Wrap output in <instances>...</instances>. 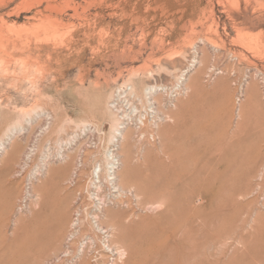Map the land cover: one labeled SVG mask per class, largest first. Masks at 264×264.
I'll list each match as a JSON object with an SVG mask.
<instances>
[{"label": "rangeland", "instance_id": "obj_1", "mask_svg": "<svg viewBox=\"0 0 264 264\" xmlns=\"http://www.w3.org/2000/svg\"><path fill=\"white\" fill-rule=\"evenodd\" d=\"M66 1L0 0V264H264V0ZM92 180L116 251L89 224Z\"/></svg>", "mask_w": 264, "mask_h": 264}, {"label": "bare ground", "instance_id": "obj_2", "mask_svg": "<svg viewBox=\"0 0 264 264\" xmlns=\"http://www.w3.org/2000/svg\"><path fill=\"white\" fill-rule=\"evenodd\" d=\"M65 2H68L66 0H64ZM64 3V2H63ZM66 4V3H65ZM69 5V4H68ZM67 5V6H68ZM71 5V8L74 9V12H75V9L73 6V4H70ZM69 5V7H70ZM77 7V6H76ZM47 8V6H46ZM48 8H50L48 6ZM167 10V9H166ZM73 12V13H74ZM30 27V26H29ZM33 27V25H32ZM31 27V28H32ZM39 27V26H38ZM37 27V28H38ZM37 28L33 27L32 30L33 32H30L32 33L33 36H35L36 34V31H37ZM28 30V29H27ZM31 29H29L28 31H30ZM35 32V33H34ZM28 33V34H30ZM41 33V32H40ZM40 33H37L39 35V37L41 38V35ZM27 35V34H26ZM37 35V36H38ZM31 36V34L29 35ZM35 36V37H37ZM25 37V35H24ZM38 37V39H39ZM26 38V37H25ZM28 39V38H27ZM37 40V39H36ZM25 41V40H24ZM28 43L30 42V39L29 40H26ZM39 41V40H38ZM41 41V39H40ZM39 41V42H40ZM25 43V42H24ZM26 44V43H25ZM40 45V44H39ZM38 46V45H37ZM39 47V46H38ZM29 53L26 55L28 56ZM30 56V55H29ZM28 56V57H29ZM38 57V56H37ZM30 58V57H29ZM27 59V58H26ZM36 59V58H35ZM24 62H25V59H22ZM38 61V59H36ZM27 61V60H26ZM30 61V60H29ZM36 61V62H37ZM23 62V63H24ZM28 62V61H27ZM32 63H33V60H32ZM31 63V65H32ZM26 64V63H25ZM25 64H23L25 66ZM30 64V62H29ZM27 64V66H31ZM26 67V66H25ZM31 68V67H29ZM25 70V69H24ZM186 71V70H184ZM184 71L181 72L180 74V77L179 79H181V77H183L184 75ZM28 72H30V70H27L26 74H28ZM196 77H197V73H196V76L195 77H192V81H191V85L194 86L196 85ZM151 89L148 90V93H151L150 91ZM249 95H253L254 94V89H253V86L250 85L249 86ZM153 98L155 97L154 95L152 96ZM252 98V97H251ZM118 100V99H117ZM155 101V100H154ZM153 103V102H152ZM118 105V104H117ZM110 106V105H109ZM115 106V105H114ZM111 107V106H110ZM116 110L119 109V107L117 108L115 106ZM113 108V110L115 109ZM122 108V107H121ZM120 108V109H121ZM112 109V108H111ZM114 110V111H116ZM112 111V110H111ZM118 111V110H117ZM116 111V112H117ZM120 111V110H119ZM123 111V110H121ZM111 116L113 117V120L111 122V128H110V133H109V136H108V142L110 141L111 143V146L112 147H119L121 148V152L119 153L120 155V160L119 158H117L119 155L116 154L115 152L113 153V149H108L106 152H105V156H106V165H105V170H106V179H107V183L109 185V189H111L113 193V196L114 197H117L119 196L120 194H122L124 191H125V188H124V182H126L127 180V172L130 168V141H131V133H130V130L134 131V127L133 126H130L129 124V121L128 119H130L128 113H125L122 112V114H117L115 112H111ZM142 116V115H141ZM119 119V120H118ZM132 119V118H131ZM141 119V118H140ZM121 120V121H120ZM142 123H143V120H140ZM161 122V121H160ZM159 123V122H158ZM160 124V123H159ZM158 125V124H157ZM140 126V125H139ZM159 126V125H158ZM130 127H133L134 129L130 128ZM138 130V129H137ZM143 132V131H142ZM152 132V131H151ZM137 134V133H136ZM151 134V133H150ZM4 142H1L0 141V153H1V150L4 149V145H3ZM115 149V148H114ZM12 150H14V148L12 147ZM11 152V151H10ZM9 153V152H8ZM45 160V159H44ZM43 160V161H44ZM42 161V162H43ZM48 162L47 160L44 161L42 163V165H45L44 166V170H45V177L44 179L41 181L42 184H40L38 186V194H40L43 198V188L46 184H48V182L50 181V179H52L55 175V173L57 172V168L56 167H48ZM121 168H120V167ZM101 168H98L95 170L94 168V171L97 172V171H100ZM43 171V170H42ZM41 174V173H40ZM43 174V173H42ZM99 173L97 175V178H99ZM97 182H100V180L98 181H95V180H92L91 181V185L94 186V191L91 193H89L90 197L94 200H96V202L94 201V207L95 209H92L89 213L87 212L86 215H89V224L90 226L92 227L91 229L95 230V231H98L99 234L102 233V237L104 238L105 241H103V245L108 247V248H111V245L109 242H112L110 241V236L112 235V233L115 231V230H118V232H120V229H121V226H120V221H119V214L118 212L114 211L111 209L112 206L109 205V202H112L114 203L113 200H110L109 199V202H106V200H104L102 197H100V194L97 192L98 188H99V184ZM128 185V184H127ZM127 190V188H126ZM129 190V189H128ZM82 193V192H81ZM92 194V196H91ZM35 195V194H34ZM113 199V198H112ZM76 217H74L71 221V226H74V227H77L79 226L80 224L82 225L84 222L83 220H85V217H81V214L79 212V210H76ZM85 212V213H86ZM83 213V212H82ZM88 221V220H87ZM119 221V222H118ZM82 222V223H81ZM103 222H105L106 224H103ZM85 224V223H84ZM83 224V225H84ZM87 224V222H86ZM85 224V225H86ZM82 227V226H81ZM84 227V226H83ZM82 227V228H83ZM86 227V226H85ZM88 228V227H87ZM77 229V228H76ZM75 229V230H76ZM78 230V229H77ZM88 230V229H87ZM98 232L96 234V236H98ZM72 233H70V235H72ZM100 236V235H99ZM119 236V235H118ZM101 237V236H100ZM101 240V239H100ZM115 242V241H114ZM89 245V244H88ZM113 246V245H112ZM87 247V246H86ZM115 249V245L113 246ZM119 246H116V248H118ZM82 250V249H81ZM84 250V249H83ZM118 252L120 253L121 252V249H117ZM67 251V250H66ZM85 251V250H84ZM116 251V249H115ZM82 252V251H81ZM117 252V253H118ZM84 253V252H83ZM122 253V252H121ZM79 254V252H78ZM81 254V253H80ZM85 254V253H84ZM83 255V254H82ZM85 257V256H84ZM79 258V257H78ZM83 258V257H81ZM82 262V261H81ZM83 264V262H82Z\"/></svg>", "mask_w": 264, "mask_h": 264}, {"label": "built area", "instance_id": "obj_3", "mask_svg": "<svg viewBox=\"0 0 264 264\" xmlns=\"http://www.w3.org/2000/svg\"><path fill=\"white\" fill-rule=\"evenodd\" d=\"M259 81H260V85H261V89H262V93H263V97H264V74H262L260 76Z\"/></svg>", "mask_w": 264, "mask_h": 264}]
</instances>
